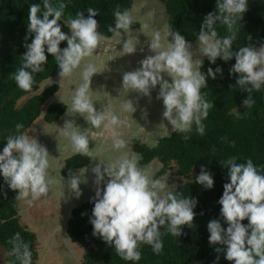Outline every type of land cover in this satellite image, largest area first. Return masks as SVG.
Returning <instances> with one entry per match:
<instances>
[{
	"label": "clouds",
	"instance_id": "obj_1",
	"mask_svg": "<svg viewBox=\"0 0 264 264\" xmlns=\"http://www.w3.org/2000/svg\"><path fill=\"white\" fill-rule=\"evenodd\" d=\"M248 5L249 0H217V10L203 19L197 36V50L208 58L211 65H215L218 58L225 62L235 58L230 73L239 74L235 86L249 94L243 105L250 108L254 103L252 93L264 89V44L259 48L247 44L233 50L238 34L236 25L243 20ZM67 6L64 0H57L55 5L52 0H41L30 7L24 44L26 52L22 55L21 67L13 75L21 90L28 92L32 89L35 74L45 71L48 54L54 57L59 67L61 87L63 81L71 78L103 44L105 38L98 31L99 23L95 18L99 11L89 7L87 17L84 11H80L75 18L62 20ZM114 17L115 24L108 30L117 37L122 32L128 34L134 23L130 13L117 9ZM217 23L226 26L229 35L218 36ZM62 27H67L70 34ZM147 36V48L154 55H147L139 61L140 66L135 70L123 72L121 89L129 95L136 93L137 98L135 101L128 98L121 106L122 111L136 113L139 99L148 97L151 100L153 90L159 86L156 99L163 101L162 119L171 125V131L185 134L186 141L191 139L189 134L193 126L200 136L205 135L203 121L208 118L213 104L204 98L201 90L208 86L209 78L223 75L222 67L213 69L210 66L207 73L203 72L200 59L194 60L193 45L179 31L166 33L168 39L172 38L167 46L162 43L160 32ZM251 39L249 35L248 40ZM64 41L67 46L61 48ZM120 43L123 44L120 56L137 52L138 43L133 39H121ZM98 73L102 72L95 63L83 65L82 82L75 90L70 107H66V115L84 117L93 129L110 128L112 147L125 149L127 142L121 138L118 129L130 126L128 121L112 111L111 101L100 110L93 103L90 89L93 77ZM142 116L147 119L146 110ZM23 128L22 123L16 124L17 134L6 138L0 151V176L7 187L17 193V201L31 205L46 198L56 181L49 175L48 149L38 139L22 132ZM62 129V135L71 142L73 153L95 162L91 169L96 186L95 196L90 200L94 204L89 218L92 234L114 248L121 259L139 262L141 245H149L155 254H160L164 247L163 235L180 237L183 226L192 227L198 199L170 191L168 182L153 179L138 167L135 156H125L109 163L96 155L89 146V132L81 131L74 119L66 120ZM220 163L227 169L230 181L223 185L224 191L218 201L220 215L228 226L225 228L220 219L209 221V244L222 246L216 247V252L223 253L224 258L233 264H264V168H258L250 158L246 163H238L237 157L220 160ZM88 171L87 167L76 172L69 169L66 190L76 199L83 196L81 184H88ZM195 183L213 189L214 175L201 165ZM245 219L247 224L243 223ZM161 228L166 232H161ZM9 244L12 248L8 255L18 264H32L29 245L20 233H16ZM219 259L217 256L214 264H218Z\"/></svg>",
	"mask_w": 264,
	"mask_h": 264
},
{
	"label": "trees",
	"instance_id": "obj_2",
	"mask_svg": "<svg viewBox=\"0 0 264 264\" xmlns=\"http://www.w3.org/2000/svg\"><path fill=\"white\" fill-rule=\"evenodd\" d=\"M136 1L71 0L69 3V0H64L68 6L62 20L75 18L80 11H84L87 17V8H95L99 11V15L95 17L99 23L98 31L104 38L111 39L114 34L108 29L115 24L114 12L117 9L131 12ZM156 1L164 7L168 30L179 31L192 43L197 42L204 17L217 10V0ZM52 2L55 5L57 0ZM34 3H41V0H0V151L5 146L6 138L17 134L16 124L24 125L21 130L24 133L30 131L34 125L43 127L55 124L66 115L68 107L62 102H49L60 91L58 84L41 91L44 81L58 76L59 67L51 54H48L45 71L35 74L30 91L21 90L13 79L15 71L21 67L22 55L26 52L24 44L27 18ZM60 23L63 24V21ZM140 27V23L134 21L130 31ZM236 27L238 34L233 50L247 44L257 48L264 44V0H249L248 11ZM216 29L220 37L229 35L224 25L217 23ZM62 30L70 34L67 27H62ZM249 35L251 40H248ZM27 42L30 43L31 40ZM60 46L66 47L67 42H62ZM235 62V58L227 62L218 58L216 64L211 65L207 57L201 60L202 71L205 73L210 66L213 69L217 66L223 69L222 76L209 78L208 86L201 90L204 98L213 104L208 118L203 121L206 126L205 135L200 136L193 126L189 134L190 140L183 138L185 134L172 132L161 138L155 146L137 142L133 147L140 155V168L144 170L150 164L158 162L157 168L161 166L155 179H167L169 190L177 195L198 199L192 227L183 226L180 237L167 233L163 235L164 247L160 254H155L149 245H141V260L126 261L116 254L114 248L93 236V226L89 218L94 204L87 200L72 210L67 224V235L72 243L85 249L82 264H214L217 256L220 257L218 264H233L224 258L223 253L216 252V247L222 246L209 244V221L220 219L225 228L228 226L220 215L221 205L218 201L224 191L223 185L230 181L227 169L221 165L220 160L237 157L238 163H246L250 158L258 168H264V89L252 93L254 103L250 108L244 106L243 100L249 94L235 86L239 74L230 73ZM90 164L87 157L76 154L66 160L62 173L68 177L69 169L76 172ZM201 165L213 173V189H205L195 183V178L201 172ZM169 177L178 179L179 184L171 183L172 179ZM16 195L0 176V246L5 256L0 259V264H18L14 257L8 255L12 248L9 240L16 233H20L21 238L28 243L32 264H38L43 247L40 245L38 233L23 224ZM243 223L247 224V219ZM161 232H166L165 228H161Z\"/></svg>",
	"mask_w": 264,
	"mask_h": 264
},
{
	"label": "rangeland",
	"instance_id": "obj_3",
	"mask_svg": "<svg viewBox=\"0 0 264 264\" xmlns=\"http://www.w3.org/2000/svg\"><path fill=\"white\" fill-rule=\"evenodd\" d=\"M163 12L164 7L159 1L137 0L132 11L129 13L135 22L140 23L141 27L139 29L129 31L128 34H121L120 37L114 36L111 39H104L103 44L100 46V49H97L96 53L98 55V59H106V66L104 67L109 65L112 66L114 62L116 64L118 58L121 57L120 50H122L123 44H118L121 39L126 40L127 38H131L134 42L138 43L137 52L131 55L134 59L130 55L123 56L127 60L132 58L135 66H138L137 59H143L147 55H154V53L150 52L147 48L146 41L149 40L147 35L151 36L157 31L160 32L162 36V43L167 46L171 42L170 40L172 38L170 37L169 40L166 37V33H168L169 30L167 20ZM145 25L147 26L146 28L143 27ZM190 43L193 45L192 52L194 60L200 59L201 61L205 58L204 56H201L197 50L198 43ZM141 49H143V51H141ZM96 54L94 53L92 57L87 58L82 63L81 68L77 69L71 78H66L63 81L60 91L57 93L55 98L51 99L49 102L60 103L62 101V103H65L70 107L75 90L82 82L80 73L83 69V65L88 62L95 63L94 60ZM104 76L106 77L103 79L98 77L97 74L93 77L92 88L90 89L93 103L95 104L97 110H100L102 107H107L109 105V101H111L112 111L128 121L130 126H127V128L131 134L128 137H121L127 142V147L125 149H114L112 147V142L109 145L105 144L104 156L102 157H104V159L109 163H112L124 158L125 156H135L139 167L140 155L133 150L134 144L139 142L149 146H155L161 138L172 133L171 125H167V121L162 119L164 107L163 101L156 99L159 92V86L153 90L151 100H149L148 97H142L139 99L137 105L138 110L136 113H125L122 111V104L128 98L135 101L137 94L133 93V95H129L121 89L122 78L120 75H112V73L108 72ZM59 80L60 77L56 76L44 81L41 85V91L54 84L59 85ZM24 101L25 99L22 103H24ZM145 110L148 113L147 119L142 116V112ZM69 119H74L76 124L80 126L81 131L89 132L90 145L92 147H104L102 146V137L97 136L96 138H91L90 136L93 131L100 133L103 126L100 129L90 128V125L86 122L84 117L81 116L72 117L65 115L55 124H48L43 127L34 125V127L29 129L30 131L27 132L31 135V138L38 139V141L48 149L50 162L49 175L56 181V183L51 185L49 195L46 198H41L31 205L19 201L21 210L20 215L22 216L23 224L38 233L40 245L43 247L40 250V259L38 264H82V258L85 251L84 248L81 249L78 245H74L72 240L67 235L68 219L71 217L72 211H66L67 209L64 202L65 200L68 201L70 199H75L74 195L68 193L66 190V180L68 178L65 177L62 172H60L58 176H55V174L59 171L53 170L57 165L54 164L56 162V159L54 158H57L59 163L61 161L66 163L67 159L76 155L73 153L70 140L62 135V127L65 121ZM127 128L122 127L118 130L125 131ZM122 131L118 132L122 133ZM57 151L61 153H58ZM158 165V162L150 164L144 170L153 179H155V175L160 171L161 165L157 168ZM89 172L91 173L92 171L90 170ZM87 177L89 181L88 184H81V188L83 189V196L81 198L83 200H80L82 202H87V200L90 201L91 198L95 196V176L94 174L87 173ZM170 178L172 179V177H169V179ZM164 181L167 182V179ZM177 181L178 179H172L171 183H174V185H176V183L179 184ZM81 201H78L77 204L80 205L82 203ZM3 251V248L0 246V259H4L5 257Z\"/></svg>",
	"mask_w": 264,
	"mask_h": 264
},
{
	"label": "crops",
	"instance_id": "obj_4",
	"mask_svg": "<svg viewBox=\"0 0 264 264\" xmlns=\"http://www.w3.org/2000/svg\"><path fill=\"white\" fill-rule=\"evenodd\" d=\"M96 54V53H95ZM132 55V54H131ZM130 55V56H131ZM129 56V55H128ZM133 59H134V57L133 56H131ZM129 59V57H128V59L129 60H127L126 58H124L123 56H121L120 58H118V61H116V64H115V62L113 63V65L112 66H107V67H104V66H106V63H105V58H103L102 60L101 59H98V55L96 54V56H95V60H94V62H95V64L97 65V67H98V69L102 72V73H98L97 74V76L98 77H100L101 79H103L104 77H106V76H104L106 73H112V75H120L121 76V78H122V74H123V72H125V71H132V70H135L137 67H139L140 65H139V61H141V60H143V59H137L138 60V66H135V64L133 63V59ZM100 60V61H99ZM129 62V63H128ZM113 66H117V67H113ZM131 67V68H130ZM105 70V71H104ZM110 70V71H109ZM100 75H102V76H100ZM132 95H133V93H131ZM152 94H153V92H152ZM146 98V97H145ZM68 106V105H67ZM69 107V106H68ZM122 117V116H121ZM127 128V127H126ZM118 131H122V130H118ZM119 134H120V136L121 137H123V136H129L130 134H131V132L128 130V128L125 130V131H122V133L121 132H119ZM91 136V138H96L97 136H100V137H102L103 139V142H102V146H104L103 148L102 147H92L91 145H89L90 146V148L92 149V151L96 154V155H98V156H104V150H105V144L106 145H109L111 142H112V132H111V130H110V128L109 129H105V128H103L102 127V130H101V132L99 133V132H95V131H93L92 132V134L90 135ZM101 139V138H100ZM91 140H96V139H91ZM55 149V148H54ZM56 150V149H55ZM58 152V151H57ZM58 153H61V152H58ZM104 158V157H103ZM54 159H56V162L54 163V164H57L55 167V169H53V170H56V171H59L57 174H55V176L57 175L58 176V174L60 173V172H63V169L65 168V165H66V163L64 162V161H61L60 163L57 161V158H54ZM94 164H95V162H91V164L89 165V166H86L88 169H89V171L91 170V168L92 167H94ZM86 167H84V168H86ZM88 171V174H93L92 172L90 173ZM68 178V177H67ZM57 185V184H56ZM80 199H82V198H79V199H70V200H68V201H66L65 200V206H66V211H72L76 206H78V204H77V202L78 201H81ZM83 200V199H82ZM82 202V201H81ZM69 209V210H68ZM69 218V217H68Z\"/></svg>",
	"mask_w": 264,
	"mask_h": 264
},
{
	"label": "flooded vegetation",
	"instance_id": "obj_5",
	"mask_svg": "<svg viewBox=\"0 0 264 264\" xmlns=\"http://www.w3.org/2000/svg\"><path fill=\"white\" fill-rule=\"evenodd\" d=\"M122 119H124L123 117H121Z\"/></svg>",
	"mask_w": 264,
	"mask_h": 264
}]
</instances>
